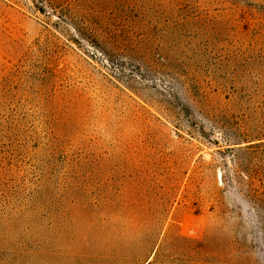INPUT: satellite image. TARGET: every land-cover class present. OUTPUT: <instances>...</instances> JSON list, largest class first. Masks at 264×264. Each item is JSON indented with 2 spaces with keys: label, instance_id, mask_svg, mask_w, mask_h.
<instances>
[{
  "label": "rangeland",
  "instance_id": "374dc122",
  "mask_svg": "<svg viewBox=\"0 0 264 264\" xmlns=\"http://www.w3.org/2000/svg\"><path fill=\"white\" fill-rule=\"evenodd\" d=\"M0 264H264V0H0Z\"/></svg>",
  "mask_w": 264,
  "mask_h": 264
}]
</instances>
